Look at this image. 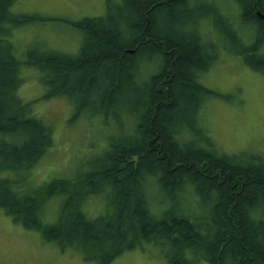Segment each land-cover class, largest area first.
Segmentation results:
<instances>
[{
    "label": "trees",
    "instance_id": "16d2710c",
    "mask_svg": "<svg viewBox=\"0 0 264 264\" xmlns=\"http://www.w3.org/2000/svg\"><path fill=\"white\" fill-rule=\"evenodd\" d=\"M203 1L108 3L103 16L70 22L85 39L76 54L29 52L19 61L10 30L54 19L12 16L14 0H0V209L11 221L94 264L144 246L165 264H264V153L241 158L216 147L202 109L224 97L199 81L222 47L223 57L264 76L256 15L264 0H239L230 28L217 4ZM244 27L241 44L235 29ZM219 32L231 34L227 43ZM24 68L41 74L38 101L69 100L67 126L85 116L116 129L88 174L32 181L64 162L78 137L59 141L21 101Z\"/></svg>",
    "mask_w": 264,
    "mask_h": 264
},
{
    "label": "rangeland",
    "instance_id": "374dc122",
    "mask_svg": "<svg viewBox=\"0 0 264 264\" xmlns=\"http://www.w3.org/2000/svg\"><path fill=\"white\" fill-rule=\"evenodd\" d=\"M108 3L110 6L120 7L122 0H14L10 8L12 16L38 15L54 19L46 22L33 21L10 28L8 38L15 43L14 56L21 61L29 52L76 54L85 39L70 22L101 17L105 14ZM238 3L239 0H204L202 5L209 9L211 6L215 8L217 4L222 13L220 17L228 20V25L224 27L230 28L232 16L240 12ZM118 14L119 10L116 11L117 16ZM235 30L240 43L245 44L248 30L245 27ZM228 36L231 34L219 32L218 38L225 44ZM208 37L213 40L216 38L212 32ZM222 48L216 64L199 79L205 87L224 97L208 99L204 104L202 110L206 135L214 139L216 147L226 154L235 153L246 158L254 154V151L264 153V76L243 65L239 58L223 57L225 54ZM21 74L22 83L18 89L21 101L32 106L35 115L52 129L59 141L66 136L78 137L74 152H68L64 162L42 172L32 173V181L35 180L37 186L42 187L55 177L70 178L78 173L88 174L92 157L105 146L109 137L116 134V129L111 125H103L97 118L85 116L73 123L69 121L71 124L67 126L72 111L69 100L60 96L38 101L37 98L45 93V87L40 82V72L24 68ZM69 143L71 142H66ZM90 146L93 149L91 153L88 151ZM100 153L101 151L97 156ZM62 165H65L63 169ZM93 202L99 204V198H95ZM151 249L153 248L144 246L143 250L127 251L114 259L112 264H165V259L158 251ZM0 264L94 263L84 261L79 254L69 250H58L54 244L43 241L39 233L29 232L11 221L0 209Z\"/></svg>",
    "mask_w": 264,
    "mask_h": 264
},
{
    "label": "water",
    "instance_id": "95a60500",
    "mask_svg": "<svg viewBox=\"0 0 264 264\" xmlns=\"http://www.w3.org/2000/svg\"><path fill=\"white\" fill-rule=\"evenodd\" d=\"M263 18V16H261Z\"/></svg>",
    "mask_w": 264,
    "mask_h": 264
},
{
    "label": "bare ground",
    "instance_id": "6f19581e",
    "mask_svg": "<svg viewBox=\"0 0 264 264\" xmlns=\"http://www.w3.org/2000/svg\"><path fill=\"white\" fill-rule=\"evenodd\" d=\"M240 1H242V0H240Z\"/></svg>",
    "mask_w": 264,
    "mask_h": 264
}]
</instances>
